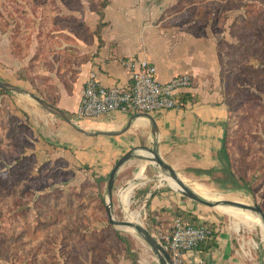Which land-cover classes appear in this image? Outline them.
<instances>
[{
  "label": "crops",
  "instance_id": "1",
  "mask_svg": "<svg viewBox=\"0 0 264 264\" xmlns=\"http://www.w3.org/2000/svg\"><path fill=\"white\" fill-rule=\"evenodd\" d=\"M209 1L107 0L101 39L96 35L99 16L93 0L27 2L23 8L27 15L32 10L40 12L37 21H25L28 26L22 28L30 37L28 50L24 56L18 55L12 29L15 25L7 27L0 36V80L32 92L68 115L77 110L92 72L106 87L125 88L130 82L128 64L148 60L156 66L161 82L179 74L192 78L180 108L152 114L156 136L146 117H136L130 129L117 136H88L29 96L8 92L3 97L10 115L30 129L34 138L33 149L27 151L39 162L72 171L75 177L86 173L103 184L124 154L136 149L137 154L148 156L139 147L151 148L155 143L161 159L183 178L221 191L248 192L246 183L229 170L224 155L230 104L223 95L226 86L221 76L227 57L220 48L222 42L233 43L237 28L248 21L247 4L263 5L242 0L233 10L240 14L228 21L229 12L222 13L221 6L204 9ZM190 11L191 17L184 18ZM220 17L228 30L221 29ZM238 42L242 43L240 37ZM134 115L115 112L94 122L79 121L76 126L88 132H122ZM59 160L62 163L57 165ZM162 173L153 163L134 158L121 168L115 181V187L120 186L121 201L126 196L131 198L132 188L146 191L138 200L148 221L146 228L153 235L170 231L175 218L182 217L212 230L197 249L184 254L186 264H264L263 239L246 234L221 212L235 215L233 209L209 208L172 191L162 183ZM241 220L245 222V218ZM107 246L100 257L96 258L93 249H85L78 251L76 263L63 258L61 264H132L126 258V248L112 250ZM153 259L150 264H159Z\"/></svg>",
  "mask_w": 264,
  "mask_h": 264
},
{
  "label": "rangeland",
  "instance_id": "2",
  "mask_svg": "<svg viewBox=\"0 0 264 264\" xmlns=\"http://www.w3.org/2000/svg\"><path fill=\"white\" fill-rule=\"evenodd\" d=\"M5 1L11 3V15L0 7V36L5 35L7 27L15 25L17 18L23 20V16L28 13L23 8L31 0ZM39 1L41 0H36V4ZM241 4L242 0H211L204 9L210 11L211 8L216 9L215 5L221 6L222 13L229 12V21L240 14L233 10ZM251 9L255 10L251 7L249 11ZM191 13L193 11L185 13L184 18L191 17ZM37 14H40L37 10L29 11L24 21L28 24L30 19L37 21ZM255 15L257 18L256 13ZM222 20L220 17L221 29H224L225 23ZM250 28L253 30L251 37L255 34L261 45L264 37L260 30L243 26L237 28L233 43L222 42L220 48L222 55L227 57V67L223 69L221 76L226 86L223 95L225 101L231 103L233 111L229 136L231 171L240 181L250 182V186H245L250 191L226 192L209 186L206 188L212 194L224 192L230 195L226 202L232 200L257 204L264 211V52L253 57L238 42L240 34L249 32ZM226 29L225 27L224 30ZM245 37L243 34V38ZM3 96L0 93V110L5 106ZM75 123L78 125L79 122ZM5 126L3 122L0 123V145L5 146L7 142L2 137L5 134L16 136L19 133L25 141L15 137L23 145L22 149L20 144L15 145L16 140L11 141V148L0 147V160H3L0 161V264H61L63 258L76 263L79 252L85 249H93L96 258L100 257L104 252V245H109L107 248L111 247L112 250L126 248V258L132 260V264H150L153 257L157 258L137 233L115 227L109 222L106 210L107 182L100 184L86 173L75 177L72 171L64 172L56 169L52 163L39 162L34 153L27 151L34 147L30 129L24 125L20 130L10 126L7 133ZM17 153H20L18 156L22 162L14 159L18 157ZM160 177L165 179L162 183L166 187L181 194L174 189L171 184L173 181L167 173L163 172ZM185 180L191 187L195 184L206 186L201 181ZM119 189L120 186H117L114 190V218L131 220L134 216L135 222L147 227L145 213L132 200L133 188L131 198L126 196L122 201L119 200ZM221 212L229 223L239 225L246 234L256 236L258 240L262 238L264 245V228L253 219L256 216L262 223L257 213L249 212V216L245 218V222L250 224L248 225L233 213ZM252 224L257 226L252 227ZM76 244L82 247L72 249L70 245Z\"/></svg>",
  "mask_w": 264,
  "mask_h": 264
},
{
  "label": "built area",
  "instance_id": "3",
  "mask_svg": "<svg viewBox=\"0 0 264 264\" xmlns=\"http://www.w3.org/2000/svg\"><path fill=\"white\" fill-rule=\"evenodd\" d=\"M128 67L130 82L125 88L106 87L100 83L95 72L90 73L79 106L73 114L76 122H94L115 112L153 114L178 109L182 96L192 86V78L188 74H179L161 82L156 66L148 60L129 63ZM211 234L209 227L197 226L177 217L170 231L154 236L168 252L172 264H186L184 254L197 249Z\"/></svg>",
  "mask_w": 264,
  "mask_h": 264
},
{
  "label": "water",
  "instance_id": "4",
  "mask_svg": "<svg viewBox=\"0 0 264 264\" xmlns=\"http://www.w3.org/2000/svg\"><path fill=\"white\" fill-rule=\"evenodd\" d=\"M0 89H2L5 92H10V93H18V94H23L27 95L36 102H38L41 106L44 108L48 109L51 111L53 114L61 117L63 120L74 126L79 132L88 135V136H97V135H106V136H117L128 129H130L132 125V121L136 117H146L152 122L153 126V135H157V130H156V122L152 114L149 113H139L135 114L134 116L131 117L127 127L125 130L122 132H110V131H98V132H88L82 128H79L76 126L74 116L66 114L64 111L58 109L56 106L48 103L44 99L38 97L37 95L33 94L32 92L28 90H24L18 86H15L13 84L4 82L0 80ZM156 144L154 143L153 147H146L142 146L139 147L143 151L148 153V156H145L143 154H137L136 149H132L126 154H124L119 160L116 162L114 165L113 169L111 170L108 181H107V196H108V201H107V215L109 222L115 226V227H125V228H130L136 231V233L144 239V241L149 245L155 256L157 257L158 263L159 264H172V261L170 259V256L168 252L164 249V247L159 243V241L156 239V237L142 224L138 222H134L131 220H116L113 216V196H114V190H115V181L116 177L121 170V168L130 160L134 158H140L143 160H146L150 163H153L156 165L158 168H160L163 172L167 173L171 180L180 185L183 189L181 194L185 196L186 198L201 204L203 206L209 207V208H214L217 210H220V207H229L231 209H240V210H245L253 213H257L261 220H262V227L264 228V211L263 209L257 205V204H247L241 201H232L228 200L226 203H220V202H214L211 200H208L207 198L201 196L198 194L188 183H186L182 178V176L168 163H166L164 160L161 159L159 156L158 150H156L154 147ZM165 181V179H162Z\"/></svg>",
  "mask_w": 264,
  "mask_h": 264
},
{
  "label": "trees",
  "instance_id": "5",
  "mask_svg": "<svg viewBox=\"0 0 264 264\" xmlns=\"http://www.w3.org/2000/svg\"><path fill=\"white\" fill-rule=\"evenodd\" d=\"M254 1H256V3H259V4L261 3L263 5V7H261L260 5H254L253 4L252 7H254L255 10L251 9L249 11V8H251V6L249 7V4H247L248 5V9H247L248 21L244 23V27H253L254 30L259 29L260 32L262 33V36L264 37V17H263L264 16V0H254ZM72 2H74V0H66V3H70L71 4ZM92 3L94 4L93 5L94 8H96V6H98L96 8V12H97V14L99 16V23L97 25L96 35L98 36L99 39H101L100 32H101V29L105 26V23L102 21L103 17H104L103 9L105 8V6L107 4V0H96V1L93 0ZM10 5H11V3H8V1L0 0V7L2 9H4V11L8 15L11 13V7L12 6H10ZM22 13H25V12L23 11ZM253 13H254V15H253ZM255 13L258 16L257 18H255L256 17ZM23 15H25V14H22V16ZM25 16H27V14ZM25 16H23V20L21 18H17L15 20L16 21L15 27L12 28L13 32H14V35H13L14 36V42H16V44H17L16 47L19 49L18 55L21 56V57L26 54V51L28 50L27 48L29 47V41H30L29 35L26 36L25 32L23 31L24 29H22L23 25L24 26H28V24L24 21V17ZM46 19H47V21H49L48 18H46ZM4 21L6 22L7 20L5 19ZM252 32H253V30L250 28L249 32L245 31L243 33V34L246 35L245 38H243V34H240V39L242 41V49L245 52H247L248 54H252L253 57H257V56H259V54L261 52H264V40L261 41V43H262L261 45L258 44V39L254 36L255 34H253V36L251 37V33ZM100 42H101V40H100ZM0 91H1L0 92L1 95L8 94V92L2 91V90H0ZM0 103H1V101H0ZM4 104H5V106L2 107V110H0L1 111L0 112V117H1L0 118V123L3 122L6 125L4 127L5 128V132L8 133V131H10V128H9L10 126L15 127L17 130H20L22 125H20L18 123V120L16 119V117H14L13 115H10V113L8 111V103H7V101L5 99H4ZM229 104H230V119H229V122H228V125H227L226 136L224 138V155L226 156L225 160H226L227 166L229 167V170H230L231 169V155H230L229 136H230V123H231V118H232L233 111H232L231 103H229ZM2 106H3V103H2ZM0 107H1V105H0ZM15 135L16 136H8V134L7 135L5 134V135L2 136L3 139L7 141L5 143V146H8L9 148H11L12 147L11 141H14V140L17 141L15 143V145H19V144L21 145V142H19L17 140L18 138H15V137H19L20 141H22V142L25 141V140H23L25 138L21 134L16 133ZM5 146L3 144L0 145V147H3V149H4ZM22 147H23V145H21V149H22ZM19 154L20 153H17V156ZM14 159L15 160H19V156L14 158ZM0 161H3V160H0ZM20 162H22V160ZM20 162H19V164H20ZM58 163H62V160H59ZM0 168H2V167H0ZM12 168H11V170H12ZM68 172H70V171H68ZM246 186H250V182H247ZM235 187H236L235 189H244L241 186H235ZM248 188H245V189L250 191V189H248ZM136 192L137 191H134V194L132 196V200L134 201L135 204L140 206L139 205V200H138L139 196L142 195V197H143L145 195L146 191L145 190H141V191H139L137 193ZM107 217H108V215H107ZM184 220H186V219H184ZM189 222L194 224V225H197V226H203L201 224L194 223L191 220Z\"/></svg>",
  "mask_w": 264,
  "mask_h": 264
},
{
  "label": "bare ground",
  "instance_id": "6",
  "mask_svg": "<svg viewBox=\"0 0 264 264\" xmlns=\"http://www.w3.org/2000/svg\"><path fill=\"white\" fill-rule=\"evenodd\" d=\"M85 128H90L88 126H84ZM185 182L186 180L184 178H182ZM172 186L174 187V189L178 190V191H182V187L174 182L171 183ZM192 188L198 193L200 194L201 196L207 198L208 200H211V201H214V202H220V203H226V198L230 197V195H226L225 193H220V194H212L210 192V190L200 184H195L192 186ZM129 213V212H128ZM234 213H235V216H237L238 218L240 219H243V218H247L249 216V212H244V211H240L239 209L238 210H235L234 209ZM134 218V216H133ZM131 217V221H134L135 220ZM253 219L256 221L257 225H260L262 226V223L260 222V220L255 216V218L253 217ZM130 220V219H129ZM126 231H130V232H135V230L133 229H130V228H125L123 227Z\"/></svg>",
  "mask_w": 264,
  "mask_h": 264
}]
</instances>
